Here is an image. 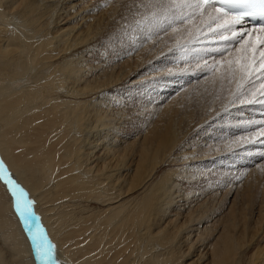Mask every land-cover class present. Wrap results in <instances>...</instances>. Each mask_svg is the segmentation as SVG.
Returning a JSON list of instances; mask_svg holds the SVG:
<instances>
[{
  "label": "bare ground",
  "instance_id": "1",
  "mask_svg": "<svg viewBox=\"0 0 264 264\" xmlns=\"http://www.w3.org/2000/svg\"><path fill=\"white\" fill-rule=\"evenodd\" d=\"M85 1L57 8L58 0H0V160L35 201L57 264H264L261 208L254 221L232 211L237 183L250 181L251 168L224 160L264 147V104L250 114L240 95L208 92L197 121L180 104L155 110L129 145L118 125L123 114L115 113L124 102L110 92L134 82L141 59L135 56L134 70L118 57L109 71L87 64L111 0ZM210 14L198 9L196 20L187 16L189 27L201 21L216 29ZM162 74L152 76L162 81ZM253 75L255 97L264 100V72ZM197 129L199 138H191ZM215 165L224 182L209 187L202 170ZM223 187L225 202L209 206L207 193ZM247 248L253 253L241 263ZM34 255L0 181V264H39Z\"/></svg>",
  "mask_w": 264,
  "mask_h": 264
},
{
  "label": "rangeland",
  "instance_id": "2",
  "mask_svg": "<svg viewBox=\"0 0 264 264\" xmlns=\"http://www.w3.org/2000/svg\"><path fill=\"white\" fill-rule=\"evenodd\" d=\"M61 1L56 2L57 8L60 7ZM94 3L95 0L85 1V5H93ZM110 3L107 4L109 7L108 18L104 20L105 22H102L105 26L100 33L101 37L96 38L98 46L96 45L94 53L91 52L87 55L86 58L89 60L86 62L90 66L100 63L108 71L117 65L113 61L115 57H118L120 62L127 61L126 65L132 70H134L136 64L140 65L134 71L132 76L134 82L132 84L121 82L119 83V90L115 89L113 93L110 92L124 102L123 109L120 108L122 111H119L121 113L117 111L118 109L115 111V108H113L114 110H112L118 115L123 114V118L121 117L118 125L121 133L129 137L128 143L131 141L129 145L134 144L132 139L136 136H143L142 134L145 133L144 125L147 121L154 120L152 113H155V110L161 113L180 104L183 107L182 111L187 110V113L190 112L192 118L197 121L203 109L200 107L206 104L208 92H211V94L214 92L216 95L221 96L223 100L231 99V97L234 99L233 97H235L236 101L240 97L243 101H248V98L252 100L253 94L251 93L258 92L259 84L256 75L251 77V82L245 83L246 87L244 86L240 91L237 90V85L240 82L237 81V75L241 76L240 73L237 72L232 76L226 71L227 61L235 58L237 44L227 46L228 50L221 56L216 49L226 47L218 34L222 30L219 29L214 32L209 29L208 22L202 24L199 20L196 25H191L195 26L191 29L188 21L192 13L193 18L196 20L194 12H197L198 9L188 6L178 7L177 5H182L184 0H111ZM56 7H53L52 15L54 10L55 13L59 11ZM209 21L212 20L209 19ZM208 31L211 32L208 33ZM225 35H230V33H225ZM153 50L156 51L155 54H153ZM136 55L140 56L141 61L134 64ZM218 61H223L224 66L221 67ZM143 63L146 64L143 65ZM213 65L215 67H212ZM201 68L204 71H201ZM216 68H219L220 71H216ZM162 72L164 77L167 75L164 78L165 80L160 81L158 77L152 76ZM166 72L171 77V73H173V77L171 78ZM168 78L171 79L168 80ZM255 83H257V87L255 86L257 89L254 91ZM242 95L247 97H244L246 100ZM249 95H251V98ZM247 104L248 108L254 110L252 113V110L249 109L250 114H255L258 106L254 103ZM228 118L232 119L230 116ZM249 129L252 130L251 133H255L257 126L253 125ZM203 132L205 131L203 130ZM199 136L200 129H197L192 132L191 138H199ZM249 139L248 137L247 140ZM262 149L264 150V147H250L249 151H252L242 156L229 153L224 157V160L229 162L237 161V158H240L243 166L251 168L250 181L244 183L242 180V182L237 183L236 192L238 191L239 194L237 192L232 209L237 214L245 213L246 215H241L242 218L247 216L246 218L251 219L250 221H254L256 218L257 215L253 211L258 207L263 212H261L263 214L261 216L264 221V155H262L264 151ZM202 171L206 172L205 179L212 180L208 185L209 187L224 182V176L218 172L219 168L216 165ZM201 183L204 184L205 181ZM225 188L223 187V191L210 189L211 192L207 193L206 199L209 206L212 203V206L219 204L217 207H221L220 204L222 205L225 202L227 192ZM248 214L251 216L249 215V217ZM261 245L264 246V243H261ZM249 248L243 253L241 263L247 262V258L253 253L252 250L250 253Z\"/></svg>",
  "mask_w": 264,
  "mask_h": 264
},
{
  "label": "snow or ice",
  "instance_id": "3",
  "mask_svg": "<svg viewBox=\"0 0 264 264\" xmlns=\"http://www.w3.org/2000/svg\"><path fill=\"white\" fill-rule=\"evenodd\" d=\"M238 2L239 0H184L182 5L177 6L199 9L201 14L206 8L210 7L212 9L215 14H210L209 19L216 21V29L222 30L218 34L226 45L224 49H216L221 56L228 50L227 46L239 45L238 48H235V58L227 61L228 67L226 71L232 76L237 72L241 74L240 82L237 85V90L240 91L244 88L245 83L251 80L254 73L264 72V26L256 30L259 34L241 32L236 26L242 23V17H230L224 7L215 6L217 3L232 6ZM252 14L254 13H246V15ZM259 15L264 16V5L261 6ZM220 21L223 22L221 23ZM216 29H212V31L215 32ZM225 33H230V35H225ZM218 63L221 64V67L224 66L223 61H218ZM212 67H215V65ZM215 70L220 71L219 68ZM201 71H204V69L201 68ZM260 88V95L264 96V84H261ZM245 102L264 104V100L256 99L255 93H253L252 100L241 101V103ZM259 133L264 135V128H261ZM0 181H3L6 186L13 214L17 216L18 222L22 224L23 229L28 233V239L31 240V247L35 253L34 260L38 261L39 264H57V257L55 256L56 246L51 242L45 229L38 222V217L34 211L35 201L13 178L3 160H0Z\"/></svg>",
  "mask_w": 264,
  "mask_h": 264
}]
</instances>
